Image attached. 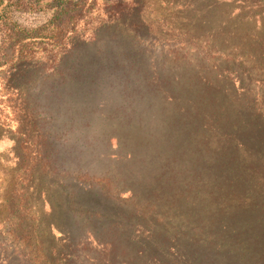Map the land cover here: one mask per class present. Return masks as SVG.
I'll list each match as a JSON object with an SVG mask.
<instances>
[{
    "label": "trees",
    "instance_id": "trees-1",
    "mask_svg": "<svg viewBox=\"0 0 264 264\" xmlns=\"http://www.w3.org/2000/svg\"><path fill=\"white\" fill-rule=\"evenodd\" d=\"M10 3L42 21L0 24L6 62L63 51L56 86L25 104L34 169L56 187L39 211L2 199L0 264H264V39L259 57L246 34L221 43L143 0Z\"/></svg>",
    "mask_w": 264,
    "mask_h": 264
},
{
    "label": "rangeland",
    "instance_id": "rangeland-1",
    "mask_svg": "<svg viewBox=\"0 0 264 264\" xmlns=\"http://www.w3.org/2000/svg\"><path fill=\"white\" fill-rule=\"evenodd\" d=\"M257 2L259 0H143L147 17H157V14L172 17V11L181 12V20L180 18L177 20L179 24L186 27V19L189 17L193 21L198 20L199 24L206 31L218 37L221 43L228 41L244 44L243 35L246 34L250 43V51L253 53L256 51L260 57L259 53L262 51L257 47V42L259 39H264V5L259 7ZM9 4H11L10 0H1L2 7ZM7 7L0 11V24L5 25L9 17L10 19L13 18L11 15H14V12ZM7 12H9L8 15ZM103 17H105L104 12L101 11L99 16H94V22ZM14 20L24 27H29L36 25L41 19L29 9L22 7L16 9ZM92 33V29L87 30L85 37L89 38ZM167 38L172 39L169 35ZM79 39L83 40L82 37H79L76 41L82 42ZM173 45V41L165 43L167 48ZM62 51L51 49L45 51L46 54L41 53L32 61L12 65L6 62L8 58L0 49V203L4 199L6 201L5 208L12 206L14 195H23L30 202V210L39 211L41 210L39 208L41 202L38 193H42L39 189L56 187L55 178L43 179L42 174L34 169L35 162L33 163L32 157L35 155L36 145H32L34 144L33 141H29L28 134H26L27 122L25 118L27 116L30 118V115L29 111L25 110V104L26 102L29 104L31 100L37 101L39 98L36 95L43 91L45 94L49 93L56 86L55 81L58 76L52 73V64L48 62V59L57 58ZM261 63L263 62L259 58V61L252 65V71L262 67L263 64ZM205 71L206 69L203 68L202 72L205 75H209L211 79H217L220 82L221 78L213 76L214 73L212 72L206 74ZM241 75L243 76L242 72ZM225 83L230 84L228 80ZM249 85L255 87L254 83ZM49 101V97L40 98V104L46 108L49 107ZM42 117L43 114H40L36 118V121H41L42 128L56 129L51 124L46 128ZM31 166L35 170L32 173L29 168ZM8 212H11V209L6 210L5 213ZM11 221L12 223L16 222L15 218H11ZM11 224L7 225V230Z\"/></svg>",
    "mask_w": 264,
    "mask_h": 264
}]
</instances>
